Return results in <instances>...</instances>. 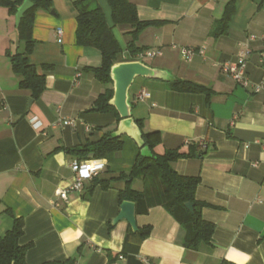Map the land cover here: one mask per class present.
Masks as SVG:
<instances>
[{
	"label": "crops",
	"instance_id": "1",
	"mask_svg": "<svg viewBox=\"0 0 264 264\" xmlns=\"http://www.w3.org/2000/svg\"><path fill=\"white\" fill-rule=\"evenodd\" d=\"M130 1L140 20L153 22L140 33L137 47L162 51L149 65L168 71L174 80L214 91L208 102L204 93L175 91L163 80L134 81L133 115L144 120L145 132L161 133L156 153L188 151L191 145L205 152L172 166L200 178L196 197L207 204L202 216L215 224L211 244L192 250L184 246L182 225L164 207H152L137 214L139 228L151 227L138 259L145 264H220L222 259L264 264V0H238L227 33L218 37L210 34L212 25L231 0ZM99 2L113 24L108 0ZM76 29L74 0H52L51 10L36 11L28 59L46 75V88L35 100L30 90L20 88L8 56L25 47L16 15L0 5V235L13 227L15 217L24 220L20 244L29 246L28 264H127L121 252L131 227L125 220L112 223L124 181L103 188L89 180L83 191H69L67 200L57 195L75 178L72 163L79 155L70 149L99 141L120 121L115 112L100 111L95 104L113 85L96 77L93 68L101 66V53L79 45ZM129 31L130 26L114 28L124 53ZM201 46L206 47L203 54L183 58V47ZM245 47L250 49L247 86L222 69ZM143 89L149 98L135 101ZM35 117L39 127L33 125ZM64 119H74L75 125L57 124ZM122 140V150L103 158L107 166L98 179L133 168L139 147L127 135Z\"/></svg>",
	"mask_w": 264,
	"mask_h": 264
},
{
	"label": "trees",
	"instance_id": "2",
	"mask_svg": "<svg viewBox=\"0 0 264 264\" xmlns=\"http://www.w3.org/2000/svg\"><path fill=\"white\" fill-rule=\"evenodd\" d=\"M34 6L29 9L18 26L20 41H24L25 47L21 52L8 53L12 64V70L20 76L19 86L30 90L32 97L37 100L46 88V75L40 73L38 67L30 63L28 55L34 46L33 25L37 10H51L52 0H31ZM24 0H0V5L9 9L10 13L16 15L18 7ZM238 0H231L223 17L216 20L212 25L210 34L218 37L227 33L231 18L236 10ZM111 7L113 24H110L102 6L97 0H74L77 9L76 41L79 45L90 46L98 49L101 53V66L93 68L96 77L103 83L113 85L110 77L112 66L120 61L135 60V55L147 50L145 47H137L136 41L140 33L153 24L150 21L140 20L137 7L130 0H108ZM116 26H130L131 35L124 58V49L117 39L114 28ZM46 68L50 67L45 66ZM172 90L181 92L204 93L210 102L213 90L205 85L188 80L176 79L169 82ZM114 89L109 88L99 95L95 104L100 111L115 112L119 119L117 110L109 104L113 97ZM137 124L143 132L145 143L152 151V157L139 154L133 168L129 172H121L119 176L109 180L93 179L94 184H100L103 188L110 187L114 180L124 181V186L119 189V201H134L137 214H145L155 206L164 207L184 228V246L192 250H199L203 244H211L215 231V224L202 216V209L207 205L199 201L196 191L200 184L198 176H187L177 172L172 164L178 159L189 157H202L204 151L198 146L191 145L188 151L180 148L167 150L163 154L155 151L157 145L162 142L159 131H144V120L136 119ZM122 137H113L111 132H106L102 139L97 142H88L85 145L70 149L79 155V159L107 158L110 154L123 149ZM142 179L143 190L134 188V181ZM187 203H193L194 209L190 210ZM150 226L139 228L134 232L129 228L126 234L121 254L127 257V264H145L138 259L137 255L140 242L149 236ZM24 234V220L14 218L13 227L4 235H0V264H28L26 253L28 245H21L20 239ZM133 239L137 241L134 242ZM42 264H53L44 262ZM220 264H238L228 259H222Z\"/></svg>",
	"mask_w": 264,
	"mask_h": 264
},
{
	"label": "water",
	"instance_id": "3",
	"mask_svg": "<svg viewBox=\"0 0 264 264\" xmlns=\"http://www.w3.org/2000/svg\"><path fill=\"white\" fill-rule=\"evenodd\" d=\"M33 6L34 3L31 0H24L18 7L16 13L17 26L20 25L25 13ZM110 77L113 82L114 94L109 104L117 110L121 118L112 136H129L140 148L142 156L152 157V151L149 146L146 145L143 132L133 115V103L130 99V90L135 79L138 77L163 80L166 82L173 81L174 79H172L168 71L153 67L142 60H127L115 63L111 68ZM32 101L33 99H31V102ZM187 206L190 210L194 209L193 203H187ZM122 220L127 221L134 232L139 230L136 203L134 201L124 200L120 205L119 214L112 220V223L116 224Z\"/></svg>",
	"mask_w": 264,
	"mask_h": 264
},
{
	"label": "built area",
	"instance_id": "4",
	"mask_svg": "<svg viewBox=\"0 0 264 264\" xmlns=\"http://www.w3.org/2000/svg\"><path fill=\"white\" fill-rule=\"evenodd\" d=\"M62 29H58V34L60 36L59 41H62ZM264 40V36H263ZM205 46L201 47H183L182 56L185 60L190 61L196 54H203L205 51ZM250 53L248 47L243 48L240 51L238 59L234 62L224 63L222 69L223 71L236 80L239 84L247 86L249 84V78L247 74V58ZM127 52L123 54L124 58H127ZM162 54L161 50L147 49L145 51L139 52L135 55V60H142L143 58H155ZM261 85L256 87L259 90ZM150 94L145 89L140 90L135 95V101H144L149 98ZM36 117L32 119L33 125L39 127ZM59 125H75L74 119H64L58 120ZM107 163L103 158H89V159H76L72 163V169L75 172L74 181L67 188L60 189L57 193L58 197L67 200L69 191H83L85 184L89 180H93L98 177L103 170H105Z\"/></svg>",
	"mask_w": 264,
	"mask_h": 264
},
{
	"label": "rangeland",
	"instance_id": "5",
	"mask_svg": "<svg viewBox=\"0 0 264 264\" xmlns=\"http://www.w3.org/2000/svg\"><path fill=\"white\" fill-rule=\"evenodd\" d=\"M97 1L100 4L99 0H97ZM116 32H117L119 37L122 36V35L119 34V32L117 30H116ZM143 61L148 63V64H152L155 60H153L152 58H143ZM133 185H134V188H136L138 190H143L144 185H143L142 179H136L134 181Z\"/></svg>",
	"mask_w": 264,
	"mask_h": 264
}]
</instances>
